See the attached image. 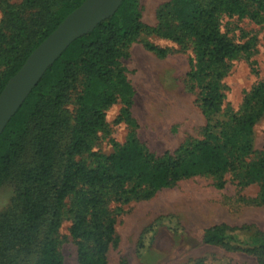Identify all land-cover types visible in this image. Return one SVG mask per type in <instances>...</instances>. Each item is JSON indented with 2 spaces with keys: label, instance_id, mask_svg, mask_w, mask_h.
Instances as JSON below:
<instances>
[{
  "label": "trees",
  "instance_id": "16d2710c",
  "mask_svg": "<svg viewBox=\"0 0 264 264\" xmlns=\"http://www.w3.org/2000/svg\"><path fill=\"white\" fill-rule=\"evenodd\" d=\"M86 0H0V93L30 54ZM141 0H123L118 10L69 45L0 135V189L13 196L0 212V264H63L60 229L76 246L77 264H107L117 245L109 204L148 200L194 177H210L223 189L230 174L240 187L256 184L264 203V150H253V131L264 115V81L224 108L222 81L228 64L249 61L253 40L237 44L222 32L224 19L264 22V0H170L155 12L152 34L177 45L190 42L187 74L206 120L202 138L172 152H150L130 134L110 139L112 152H92L106 134L105 112L122 105L117 123L131 130L133 89L121 60L146 30ZM146 49L164 57L151 45ZM255 72V71H254ZM72 106L69 111L68 106ZM202 244L252 255L264 264V230L216 225ZM193 264H202L195 261ZM217 264H231L228 261Z\"/></svg>",
  "mask_w": 264,
  "mask_h": 264
},
{
  "label": "rangeland",
  "instance_id": "374dc122",
  "mask_svg": "<svg viewBox=\"0 0 264 264\" xmlns=\"http://www.w3.org/2000/svg\"><path fill=\"white\" fill-rule=\"evenodd\" d=\"M2 1V0H1ZM21 0H10L19 4ZM170 0H141V20L146 30L126 51L121 60L126 79L134 95L130 109L136 128L117 123L122 105L105 112L106 134H99L92 152L109 155V140L123 144L130 134L150 152H172L187 141L202 138L206 120L198 103L197 92L187 80L192 61V45H177L152 34L155 12ZM1 22V13H0ZM222 32L237 44L253 40L249 61L240 58L228 64L222 81L224 108L237 111L244 95L264 81V22L230 18L222 21ZM151 45L166 52L164 57L148 51ZM255 71V72H254ZM69 111L72 106H68ZM253 150H264V115L253 131ZM223 189L210 177H194L157 192L148 200L126 204L110 203L115 220L117 245L107 254V264H259L252 255L227 253L221 248L202 244L204 230L216 225L253 227L264 230V203H259L256 184L240 187L230 174L224 176ZM13 196L11 188L0 189V212ZM70 223L60 229L63 264H77L76 246L69 237Z\"/></svg>",
  "mask_w": 264,
  "mask_h": 264
},
{
  "label": "water",
  "instance_id": "95a60500",
  "mask_svg": "<svg viewBox=\"0 0 264 264\" xmlns=\"http://www.w3.org/2000/svg\"><path fill=\"white\" fill-rule=\"evenodd\" d=\"M123 0H86L30 54L0 93V135L45 72L71 43L110 18Z\"/></svg>",
  "mask_w": 264,
  "mask_h": 264
}]
</instances>
